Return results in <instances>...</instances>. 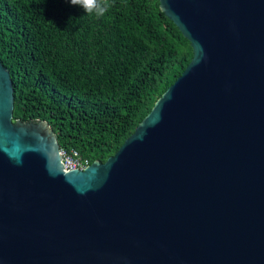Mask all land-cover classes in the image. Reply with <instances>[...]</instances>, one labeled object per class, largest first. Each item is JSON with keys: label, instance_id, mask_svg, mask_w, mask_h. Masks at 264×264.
<instances>
[{"label": "water", "instance_id": "obj_1", "mask_svg": "<svg viewBox=\"0 0 264 264\" xmlns=\"http://www.w3.org/2000/svg\"><path fill=\"white\" fill-rule=\"evenodd\" d=\"M192 58L115 154L65 170L0 61V264H264V0H159Z\"/></svg>", "mask_w": 264, "mask_h": 264}, {"label": "trees", "instance_id": "obj_2", "mask_svg": "<svg viewBox=\"0 0 264 264\" xmlns=\"http://www.w3.org/2000/svg\"><path fill=\"white\" fill-rule=\"evenodd\" d=\"M110 3L97 18L71 0H0L13 121L45 120L89 163L117 152L192 58L159 0Z\"/></svg>", "mask_w": 264, "mask_h": 264}, {"label": "clouds", "instance_id": "obj_3", "mask_svg": "<svg viewBox=\"0 0 264 264\" xmlns=\"http://www.w3.org/2000/svg\"><path fill=\"white\" fill-rule=\"evenodd\" d=\"M71 4L79 5L89 15L103 17L111 7L110 0H71Z\"/></svg>", "mask_w": 264, "mask_h": 264}, {"label": "built area", "instance_id": "obj_4", "mask_svg": "<svg viewBox=\"0 0 264 264\" xmlns=\"http://www.w3.org/2000/svg\"><path fill=\"white\" fill-rule=\"evenodd\" d=\"M62 156V163L65 170H74L79 169L83 170L90 163L87 159L82 158L76 151L71 150L66 152L64 150H60Z\"/></svg>", "mask_w": 264, "mask_h": 264}]
</instances>
